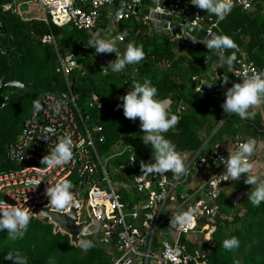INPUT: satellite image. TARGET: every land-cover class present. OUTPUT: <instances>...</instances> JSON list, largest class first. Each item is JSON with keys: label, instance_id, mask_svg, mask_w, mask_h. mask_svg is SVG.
Here are the masks:
<instances>
[{"label": "trees", "instance_id": "1", "mask_svg": "<svg viewBox=\"0 0 264 264\" xmlns=\"http://www.w3.org/2000/svg\"><path fill=\"white\" fill-rule=\"evenodd\" d=\"M14 2L0 0V81L5 84L21 82L26 89L10 87L2 91L8 103L0 108V171L14 168L6 160L5 152L21 134L25 121L34 110V103L46 95L60 97L67 92L66 80L57 72L59 57L68 64L76 63L69 70L67 81L77 97L79 108L87 116L88 127L102 129L104 143L98 146L100 154L112 155L120 145L135 147L137 164L134 168L130 167L127 155L111 162L112 167H125L121 176L112 169L108 170L114 177V181L111 179L113 183L128 182L134 175L146 171L142 164L155 162L151 146L143 143L145 133L140 128L139 118L135 121L126 118L123 108L118 107L122 104L120 97L146 79L157 88V98L170 101V113L179 117V123L163 133L179 153L196 156L195 161L198 162L208 157L209 150L219 151L222 144H238L240 128L237 123L241 118L236 114H232L212 136L230 115L221 107L226 92L215 93V90L222 87L225 81L230 87L241 82L233 77L231 71L243 55L258 69L264 68V19L259 20L252 13L238 6L233 7L212 31L231 37L238 48L222 49L214 54L204 43L194 42L185 36L173 38L168 31L153 28L140 14L112 25V20L108 18L109 8L106 7L96 27L87 31L75 28L71 22H60L53 13L43 19L25 20ZM5 5H11V9L5 10ZM84 9H89V6ZM202 13L212 16L204 10ZM111 25L116 26L115 36L123 37V41H117L116 45L119 56L123 55L129 43L142 46L145 53V58L133 65L134 74L126 81L125 70L113 73L109 67L100 68L99 57H109V54H97L89 44L98 28L106 29ZM49 36L54 39L55 45L43 43V39ZM246 37L249 40L247 44ZM179 41L183 42L181 48ZM70 49L72 52L67 57ZM233 53L236 55L233 65L221 62V55L227 57ZM218 69L222 80L218 78ZM94 97L102 105L99 110L88 108ZM95 136L99 137L98 134ZM169 175L172 179L176 177L172 172ZM238 191L239 182L229 180L216 200L218 215L212 223L215 230L210 237L215 247L210 249V242L203 237L188 239L183 244L189 257L205 255L206 264H264V202L256 207L248 201L251 188H246L235 201ZM119 192L125 204L139 199L124 189ZM204 223L201 220L199 227ZM53 231L54 226L48 221L32 218L23 239L12 241L7 231L0 232V264H12L5 257L9 252L17 251L27 256V264L111 263L113 243L86 237L83 239L91 240L95 246L84 251L71 245L67 235L54 234ZM232 236L240 240V246L232 251L225 250L223 241ZM159 248V239H155L152 253L156 254ZM197 262L193 261V264Z\"/></svg>", "mask_w": 264, "mask_h": 264}, {"label": "built area", "instance_id": "2", "mask_svg": "<svg viewBox=\"0 0 264 264\" xmlns=\"http://www.w3.org/2000/svg\"><path fill=\"white\" fill-rule=\"evenodd\" d=\"M37 1L42 7L45 18L53 13L60 22H71L75 28L87 31L96 27L101 12L106 7L110 9L113 3V0H93L87 4L85 2L88 0ZM120 2L125 6L116 8V11H121L117 19L111 15L114 23L126 20L130 16L142 15V10H151L154 7L153 0H120ZM231 2L233 7L238 6L243 11L250 12L255 5L264 3V0H231ZM78 3H83V7H77ZM85 6H89V9H84ZM126 6L139 11H127ZM3 8L9 10L11 5H5ZM155 12L167 13L178 19L190 18L192 26L209 33L218 27V19L214 15L204 16L202 10L191 5L190 0H161L160 9ZM142 17L150 22L148 17L143 15ZM121 37L117 36L116 41L122 42ZM43 43L55 45L51 36L45 37ZM58 59L57 72H60L66 80L67 92L60 97L44 96L39 101L40 109L34 108L25 121L18 139L8 145L5 152L6 160L14 168L0 171V200L12 206H16L17 203L24 204L31 212L50 207L54 212L67 213L71 207L58 211L49 204V198L46 196V189L50 184L67 178L73 184L71 191L75 196L74 204L82 203L78 213L79 223L85 224L81 239L97 237L101 242L113 243L114 255L110 264H150L151 259L155 260L156 264H193V261H198L196 264H206L205 255L197 254L195 258L189 257L183 242L192 238L196 240L199 237L210 242L211 234L215 230L212 223L218 215V206L215 203L230 180L229 177L225 181L224 165L221 166L222 169H216L203 177L200 184L187 195L185 191L187 192L189 184L195 180L194 176L198 172H204L207 166L218 163L217 160L205 157L196 162V156L184 152L180 154L185 158L186 175L172 179L169 175L171 171L166 173L142 171L128 182L113 183L108 170L112 169L121 176L125 167L123 165L112 167L111 162L115 158L127 155L130 167L134 168L137 164L135 147L120 145L112 155L100 154L98 146L104 143V138L101 136L102 129L88 127L87 116L79 108L77 97L73 95L67 81L71 67L61 57ZM253 70L259 72L264 71V68L258 69L253 62L243 56L237 61L231 73L235 79L242 82L246 75L252 74ZM88 108L99 110L102 105L97 97H94L89 102ZM65 134L70 135L73 140L72 160L61 167L46 169L41 163L42 159L49 155ZM96 134L99 137H96ZM214 153L217 154L218 159L220 156L224 157V153L220 151ZM36 180L40 181L39 185L35 184ZM121 189L130 195L135 194L139 199L131 204H125L119 192ZM180 189L182 192H178ZM212 193H215V196ZM190 208L195 210L194 225L187 229H179L171 223L175 214ZM201 220L205 223L199 227ZM159 228L162 236L159 239L160 248L156 254H153L152 243ZM168 236L171 240L167 239ZM214 247L215 244L210 242L209 248ZM199 259L202 261L199 262Z\"/></svg>", "mask_w": 264, "mask_h": 264}, {"label": "clouds", "instance_id": "3", "mask_svg": "<svg viewBox=\"0 0 264 264\" xmlns=\"http://www.w3.org/2000/svg\"><path fill=\"white\" fill-rule=\"evenodd\" d=\"M191 5L200 10L214 15L218 21H222L232 11L231 0H190ZM154 7L151 11L155 12L160 9L161 0H153ZM123 39V37H121ZM195 42V38H194ZM209 50L237 49L233 39L227 35H211L205 37L202 41ZM89 44L96 49V53L111 54L117 53L118 49L111 40L101 38L99 35L94 36ZM111 61L109 67L113 73L124 71L128 66L135 65L145 58L142 46L129 43L122 56H117ZM222 63L233 65L236 55L233 53L227 57L220 56ZM226 82V81H225ZM211 87V86H209ZM158 90L150 80L134 85L133 90L128 91L126 95L120 97L122 104L118 107L123 108L124 116L135 121L139 118L140 128L145 133L143 135V143L150 145L155 153V162L151 164H142V167L149 173H166L171 171L175 176L186 175L185 158L176 150V146L163 133L168 132L179 123V117L170 113L167 99H159ZM225 102L221 105L224 112L236 114L241 119H254L257 115L255 111H249L253 106L264 103V71L253 70L251 75H246L240 83L233 84L225 93ZM41 107L39 102L34 103V108L39 110ZM257 146L255 138H248L244 142H240L235 152H229V158L225 159L220 156L223 161L226 172L225 181L230 177L231 180H240L242 174L250 173L253 170L254 162H250ZM73 140L70 135L65 134L60 138L59 142L45 156L41 163L46 169L66 165L73 157ZM244 183L254 186L248 193V201L253 206L259 207L264 202V178L258 175H247ZM36 185L40 184L39 180L35 181ZM72 182L67 178H62L46 189V196L49 198V204L58 211H64L75 203V196ZM215 196V193H212ZM203 203V202H201ZM47 214V212H45ZM33 213L24 204L17 203L16 206L7 204L4 200H0V232L7 231L8 238L12 241L23 239L28 226L31 222ZM171 223L179 229H187L195 224V210L178 212L172 218ZM79 247L87 251L95 245L91 240H78ZM223 248L228 251L239 248L240 240L232 236L223 241ZM6 260L12 264H27V256L19 251L9 252Z\"/></svg>", "mask_w": 264, "mask_h": 264}, {"label": "water", "instance_id": "4", "mask_svg": "<svg viewBox=\"0 0 264 264\" xmlns=\"http://www.w3.org/2000/svg\"><path fill=\"white\" fill-rule=\"evenodd\" d=\"M93 0H88L85 2L91 3ZM83 3H78L77 7H83ZM124 3L120 2V0H113L112 6L109 9L110 15H113L114 19L118 18V15L121 13V11H116V8H122L124 7ZM125 9L127 11H135L138 12L139 9H134L132 7L126 6ZM141 14L145 17H148L150 19V24L153 28L155 29H162L165 31H168L173 38H182V37H187L188 39L195 42L203 43L202 41L207 37L208 35H217L215 32H208L204 29H200L199 27H194L191 25V19L188 18H181L178 19L177 17H172L170 15H167V13L160 14L158 12H153L151 10H142ZM113 24H116L113 22ZM179 48L183 46V42L179 41L178 43ZM220 50H212L214 54L218 53ZM72 52V49H70L67 53L66 56L69 57ZM111 60L109 59L108 56L102 55L98 59V66L100 68H105L109 67ZM76 65V63L72 62L69 63L68 66L73 68ZM110 68V67H109ZM133 65L128 66L125 71L127 73V76L125 78V81L127 78L132 76L134 72L132 71ZM218 78L220 80L223 79V76L221 74L220 69L217 70ZM17 88V89H26V86L21 83V82H12L9 84H5L0 81V108L5 106L8 103V98H5L2 96V91L5 88ZM231 87L224 82V85L222 87H219L215 90V93L219 92H227L228 89ZM204 90V89H203ZM230 114L214 131L212 136L218 131V129L226 122V120L231 116ZM205 146V145H204ZM203 146V147H204ZM208 157L212 158L213 160H217L220 165H223V161L218 159V156L216 153H214L212 150H209L207 153ZM224 158L227 159L229 158V154H224ZM7 201V200H6ZM82 203L74 204L71 206V209L67 213H58L54 212L51 210L50 207L48 208H42L38 209L33 213L32 218L34 219H40V220H47L49 224L54 226V234L61 233L62 235H67L70 239L71 245H74L75 247L79 246L78 240H83L81 239V233L85 227L84 223H79L78 219V213L81 209ZM47 212V214H45ZM108 242V241H107Z\"/></svg>", "mask_w": 264, "mask_h": 264}, {"label": "crops", "instance_id": "5", "mask_svg": "<svg viewBox=\"0 0 264 264\" xmlns=\"http://www.w3.org/2000/svg\"><path fill=\"white\" fill-rule=\"evenodd\" d=\"M16 4H17V9H20V14L23 15V18L25 20H30V19H43L45 18L44 16V12L42 10V7L40 5V9L42 12V16L41 17H31L30 15V11H25L23 10L24 6L29 3V0H23V1H19V0H15ZM22 8V10H21ZM109 13V12H108ZM250 13H252V15H254L256 18H258L259 20H263L264 19V3H260L257 4L253 7V9L250 11ZM109 15V19L112 20V17ZM112 25L113 21H111ZM96 35H99L101 38L104 39H108L111 40L115 43V45H117V41H116V36L112 35L109 38L108 35V29H102V28H98L96 30ZM262 37L264 38V34L262 35ZM248 37L245 38V44H247L248 42ZM264 41V40H263ZM113 59H111L112 61H114L117 57L119 56L117 53H113ZM244 56V55H243ZM110 59V58H109ZM249 111H255L257 113L256 117L254 119H241L239 120V122L237 123L238 127L240 128L239 131V136H238V143L240 142H244L243 140H247L248 138L252 137L255 138L257 140V146L256 149L254 151V155L250 158V162H254V167L253 169H264V103H261L258 106H253L249 109ZM235 147H236V143L232 144V143H225L222 144L220 146L219 151L221 153L224 154H229V152H234L235 151ZM222 165H220L219 163L216 164H211L209 166H207L204 172H198L196 176H194V179L188 186L187 188V192L185 191V194L187 195L190 191H193L196 186L198 184H200L201 180L203 179V177H205L206 175H208L209 173H212L213 171H216V169H222L221 168ZM247 175H251V173H247V174H242L240 180H236V182H240L243 181ZM240 188V186H239ZM245 190V189H244ZM239 194V193H238ZM169 237V236H168Z\"/></svg>", "mask_w": 264, "mask_h": 264}, {"label": "rangeland", "instance_id": "6", "mask_svg": "<svg viewBox=\"0 0 264 264\" xmlns=\"http://www.w3.org/2000/svg\"><path fill=\"white\" fill-rule=\"evenodd\" d=\"M19 1H23V0H19ZM21 10H22V8H21ZM23 10H25V11H30V15H31V17H41L43 14H42V12H41V9H40V3L37 1V0H29V3H27L25 6H24V8H23ZM18 11L20 12V9L18 8ZM21 13V12H20ZM23 16V15H22ZM108 35H109V38L112 36V35H115V30H116V26H109L108 28ZM117 54H120L119 53V51H117ZM113 53H111V54H109V58L110 59H113ZM251 175H258V176H260L261 178H264V169H253L251 172ZM110 179H112V181H114V177L113 176H110ZM246 179V178H245ZM244 179V180H245ZM244 180L243 181H241L240 182V184H239V186H240V188H239V191H238V195L236 196V198H235V201H237L240 197H241V195H242V193H243V191H244V189H246V188H251L252 189V187H254V186H251V185H247V184H245L244 183ZM230 181H232L233 182V180H231V178H230ZM0 199H1V197H0ZM47 221V220H46ZM95 230V229H94ZM160 231H161V229L159 228L157 231H156V233H155V238L156 239H161L162 238V236H160ZM96 240H97V238H95ZM168 240H171V237L169 236L168 238H167ZM113 255H114V253H113ZM112 255V256H113ZM112 258V257H111ZM150 264H156V261L155 260H153V259H151L150 260Z\"/></svg>", "mask_w": 264, "mask_h": 264}]
</instances>
